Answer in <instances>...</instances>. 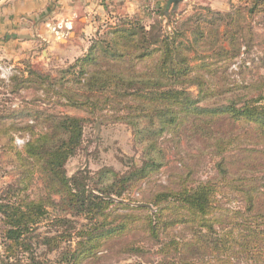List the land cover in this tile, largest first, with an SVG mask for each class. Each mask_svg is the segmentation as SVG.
Segmentation results:
<instances>
[{
	"label": "trees",
	"instance_id": "trees-1",
	"mask_svg": "<svg viewBox=\"0 0 264 264\" xmlns=\"http://www.w3.org/2000/svg\"><path fill=\"white\" fill-rule=\"evenodd\" d=\"M235 9L232 17L208 8L200 9L203 12H196L175 24L171 22V32L158 26L146 31L129 18H121L112 29L110 39L93 42L73 66L79 69L71 74L73 81L79 85L78 91L84 94H77L78 91L73 92L66 87L64 77L54 80L53 83L64 90L58 98L76 108L87 106L86 110L93 111L99 107V97L102 103L109 102L107 95L113 93L114 102L120 101L119 105L123 104L126 111L118 120L129 125L136 142L142 146L145 162L141 168L132 162V169L123 175L102 169L95 177L84 171L68 177L65 165L82 144L84 119L47 113L39 108L9 109L0 113V153L18 177L13 187L5 191L6 203L0 204V240L4 247L0 264H18L22 254L30 252V236L35 225L45 219L47 208L55 212L53 226L61 232L45 236L38 243L47 251L57 249L61 242L72 239L73 222L66 216H85L92 227L87 231L84 227L76 233L80 239L76 249L63 254L62 262L80 264L83 259L94 256L104 244L127 233L130 222L139 220L132 216H112L111 219L106 211L112 203V195L119 198L128 184L146 178L161 167L163 156L156 141L162 133L176 134L182 127L191 126L194 134L215 140L217 150L213 155L223 159L235 144L232 130L236 125L246 129V134L237 137L238 140L244 137L256 141L250 149L241 148L242 143L237 148L248 156L242 160L236 174H253L243 180L246 185L235 186L226 182L220 174L225 175L228 168L221 160L217 164L220 174L214 179L195 186H189L186 180H182L177 190L157 192L148 202L157 210L146 221L143 220V225L145 222L154 241L158 240L162 230L166 232L179 227L188 231V238L173 237L160 244L161 264H264V94L250 96L252 89L258 88V83L240 89L242 92L237 94L224 84L214 90H205L208 81L199 75L204 72L213 78L218 70L215 67L217 61L229 58V54H239V40L252 35V27L241 11L246 12L249 18L253 15L263 17L264 0H251L250 6ZM171 14L164 9L159 12V16L164 18ZM222 25L225 29L220 32ZM191 29L190 42L181 41L180 38L185 39L186 31ZM136 35H139L137 41ZM225 42L227 48L222 44ZM130 46L136 47L133 53ZM199 46L212 51L207 57L199 55ZM191 53L196 58L210 60L190 66ZM129 57H133L135 63L152 60L153 65L144 74L136 73L130 67L120 71L114 69ZM108 60H112L114 65L85 76L96 63ZM32 77L37 81H32ZM46 80L47 77L29 69L27 77L13 75L9 82L19 90L27 89L31 84L41 85ZM190 86L197 87L196 97L187 90ZM228 93L232 94L226 96ZM202 102L206 106H199ZM20 114L32 117V123L18 129L9 118ZM22 120L21 117L18 123ZM144 122L148 124L144 125ZM226 124L231 130L217 134ZM12 131L28 133L29 138L21 149L14 144ZM231 164L229 161L228 165ZM257 173L258 178L255 176ZM35 176L39 177L44 194L36 201L29 200L26 195ZM99 182L101 186H98ZM224 188L239 195L240 208L222 210L220 198ZM54 195L59 197L58 201L51 198ZM26 259L27 264H42L33 255Z\"/></svg>",
	"mask_w": 264,
	"mask_h": 264
},
{
	"label": "rangeland",
	"instance_id": "rangeland-1",
	"mask_svg": "<svg viewBox=\"0 0 264 264\" xmlns=\"http://www.w3.org/2000/svg\"><path fill=\"white\" fill-rule=\"evenodd\" d=\"M167 1V0H166ZM2 3L4 0L1 1ZM235 3L229 1L225 4V8H222L220 2L212 3L209 6L208 1H200L192 4L186 3L188 8H183L181 11H171L170 16L166 18L160 17L159 12L165 7L159 5L156 1L138 2L135 6L136 9L125 15H117L116 10L105 9L104 13L93 16V27L91 33L88 35L85 41H88L85 51L77 50L75 54L69 56H63V54L57 51H48L41 57L39 52L37 57L40 59L38 63L17 64L9 63L0 57V113L4 110H16V109H31L39 108L47 111V113L68 115L71 117H78L85 120L83 127V141L75 154L65 165L66 174L71 177L77 171H84L89 176L95 177L96 173L102 169H111L113 172L123 175L128 173L131 168V163L135 162L138 168H141L145 162L142 158L143 149L142 146L136 142L132 129L128 124L118 120L122 115L126 113L122 105L114 102L115 96L113 93H108L107 97L109 102H101L99 107L93 111L89 109L76 108L75 106H69L65 104L63 99L58 98V94H62L64 90L60 89L53 83L55 79L64 77L66 87L77 92L79 85L73 81L72 73L77 72L79 69L73 67L76 60L83 57L90 45L97 40H109L111 37V31L116 26L121 18L127 17L131 21L136 22L139 26L143 27L146 31L151 30L152 27H159L161 30L171 32L173 24L171 22L180 21L186 17L194 15L196 12H203L200 9L208 8L211 11L219 12L221 14H230L233 16L235 8L241 6H250L251 0H234ZM1 3V4H2ZM166 6V5H165ZM241 11V10H240ZM175 12V14H174ZM248 20V24L251 25V37H242L239 40V54L230 55L229 58L225 57L221 61H217L215 67L218 68L214 77L201 72L199 75H203L205 80L208 81L204 89L214 90L218 85L224 84L228 89H233V94L242 92L240 89L249 87L258 83V88L252 89L250 93L251 97L264 94V16L253 15L249 18L243 10L241 11ZM210 18V15H209ZM249 18V19H248ZM74 26L69 28L63 26H56L54 28L56 36H58L61 43H66L67 38H74L75 31L80 29V26L85 23L83 17L75 19ZM229 28V27H228ZM225 27L222 25L219 30L223 32ZM191 30H187L185 33V39L180 38L181 41L190 40ZM69 32V36L67 35ZM157 34V33H154ZM136 41L139 35L135 36ZM220 44V43H219ZM227 48V43H222ZM191 46V45H190ZM43 49V47H42ZM132 53L135 51V46H130ZM193 51V46H192ZM204 53H201V51ZM199 55L207 57L211 53V49L197 48ZM48 54V56H47ZM131 55V54H130ZM193 58L190 62V66L200 65L203 62H207L210 59L196 58L197 56L190 55ZM47 58V60H46ZM44 60V61H42ZM136 60L133 57H129L124 64L116 65L115 70L130 67L132 71L136 73H148L153 65L152 60H146L144 63H135ZM114 65L112 60H108L106 63H96L93 68L88 69L85 76L88 73L95 74L98 71H104L107 66ZM29 69L37 72L44 78L47 77L46 82L43 84H31L27 89L16 90L11 86L9 79L13 75L28 76ZM32 81H37L32 77ZM65 87V88H66ZM193 97L198 95V89L196 86H190L187 89ZM83 91H78L77 94H82ZM84 94V93H83ZM232 93L225 94L230 96ZM243 96L244 94H239ZM206 103L202 102L199 106H206ZM224 104V102H221ZM264 104V101L262 102ZM100 109V110H99ZM27 115H17L10 117L9 120L13 121L17 125L18 129L23 127L26 123H32V117H26ZM22 123H18L19 119ZM8 120V121H9ZM148 124V122L143 123ZM191 126L182 127L176 134L162 133L157 138V147L161 150L163 156V163L161 167L155 172L148 175L146 178L130 183L120 197L112 195L111 205L107 209V213L112 216H132L139 218L135 222H130L128 226V232L117 240H112L104 244L94 256L83 259L80 264H161L163 261V255L159 252L162 243L167 242L173 237H190L188 231L182 230L177 227L170 231L160 233L158 240L154 241L150 235L147 227L143 225V220H147V217L157 208L148 204L152 197L161 191L167 189L177 190L180 182L186 180V184L189 186H195L201 182H206L214 179L218 174L217 164L223 160V164L226 165V173L220 174L225 178V181L232 183L235 186L244 185V179L249 178L253 174L251 172L244 173L239 172L238 168L242 165V160L248 156L246 153H242L241 149H237L242 143L244 149H250L256 142L255 140L245 139L240 137L246 134L244 126H234L232 133L234 134L235 144L229 148V152L225 153L223 157H216L213 155L215 150V140L204 139L191 131ZM231 130V127L226 124L222 126L217 134H221ZM12 131L14 144L21 149L22 145L29 136L27 132ZM22 136V137H21ZM218 137V135H217ZM258 148V146H256ZM260 147V146H259ZM224 155V154H223ZM229 161L233 163L232 166L228 165ZM228 162V163H227ZM252 172H258L253 170ZM236 174V175H235ZM258 178V173L255 175ZM17 174L12 171L11 164L0 153V204H5V191L8 188L13 187L17 179ZM102 183L99 182L98 186ZM246 185V184H245ZM258 186V180L256 181ZM95 192V191H94ZM223 197L220 198V206L222 210H236L241 207L239 195L236 192L231 191L229 188L222 190ZM96 194V192H95ZM98 194V193H97ZM29 200H38L44 196L42 190V184L38 176L34 177V180L26 192ZM53 200L58 201V196H52ZM147 206L146 209L138 207ZM48 214L45 219H40V223L35 225V231L30 236L31 249L28 254H22L20 262L18 264H27L26 258H34L39 260L42 264H68L62 262V255L68 252H73L76 249V244L80 240L76 233L85 227V231L92 227L88 224V220L85 216H70L66 217L73 222L74 231L72 233V239L70 241L61 242L59 247L53 251H47L43 245L38 242L47 236L51 237L58 235L61 229L53 226V219L55 218V212L51 208H47ZM130 220V219H127ZM114 224H117L116 222ZM63 230V229H62ZM83 240V239H82ZM161 244V245H160ZM4 247L0 240V260L3 258ZM69 257V255H68ZM236 264H245L243 262H237Z\"/></svg>",
	"mask_w": 264,
	"mask_h": 264
},
{
	"label": "crops",
	"instance_id": "crops-1",
	"mask_svg": "<svg viewBox=\"0 0 264 264\" xmlns=\"http://www.w3.org/2000/svg\"><path fill=\"white\" fill-rule=\"evenodd\" d=\"M145 1L166 5V0H4L0 2V57L20 66L27 61L38 63L39 52L43 57L48 51L64 53L63 56L73 55L77 50L85 51L93 16L104 13L105 9H115L118 16L125 15L133 12L138 2ZM200 1H208L209 6L220 2L223 9L229 1L235 3L234 0H182L175 11L188 8L186 3ZM78 16L83 17L85 23L75 31L74 38L61 43L54 28L74 26Z\"/></svg>",
	"mask_w": 264,
	"mask_h": 264
},
{
	"label": "water",
	"instance_id": "water-1",
	"mask_svg": "<svg viewBox=\"0 0 264 264\" xmlns=\"http://www.w3.org/2000/svg\"><path fill=\"white\" fill-rule=\"evenodd\" d=\"M2 0H0L1 2ZM182 0H167L166 1V6H165V11L168 12L169 10L175 11L177 5L181 2Z\"/></svg>",
	"mask_w": 264,
	"mask_h": 264
}]
</instances>
